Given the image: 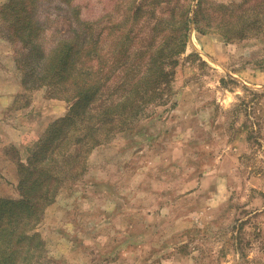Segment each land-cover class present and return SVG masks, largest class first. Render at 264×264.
I'll return each mask as SVG.
<instances>
[{"label": "rangeland", "instance_id": "obj_1", "mask_svg": "<svg viewBox=\"0 0 264 264\" xmlns=\"http://www.w3.org/2000/svg\"><path fill=\"white\" fill-rule=\"evenodd\" d=\"M36 4L42 53L60 52L58 45L69 41L77 53L94 59L76 54L61 65L60 75L29 89L25 83L34 79L27 73L39 59H27L29 66L20 69L24 42L11 38L14 21L0 14V94L21 88L0 125V202L19 198L20 163L38 149L47 129L78 108L77 100L66 98L75 92L67 91L85 78L89 82L86 72L100 73L95 78L107 77L105 89L122 92L135 84L134 75L146 72L150 53L141 58L140 53L173 44L170 12L161 21L167 6L158 0ZM102 26L106 34L114 29L104 51L98 42ZM99 53L109 56L101 71ZM164 68L173 78L163 87V99L147 104L137 117L117 116L110 131L99 113L120 92L78 111L83 113L70 123L55 160L64 181L35 187L37 196H48L34 198L43 208L33 222L22 221L23 230L29 224L25 230L36 237L12 246L36 250H24L13 264H24L25 255L27 264H264V36L227 41L192 28L186 51ZM54 104L67 111L60 115L52 106L54 113L43 112ZM137 104L120 105L116 113ZM96 126L102 129L93 134ZM13 139H22L20 147ZM72 154L76 163L70 172ZM256 210L262 213L252 215ZM7 220L4 215L0 223Z\"/></svg>", "mask_w": 264, "mask_h": 264}, {"label": "trees", "instance_id": "obj_2", "mask_svg": "<svg viewBox=\"0 0 264 264\" xmlns=\"http://www.w3.org/2000/svg\"><path fill=\"white\" fill-rule=\"evenodd\" d=\"M163 5L167 6L162 10L163 14L160 17L161 21L167 18L168 11L170 14L169 19L166 21L171 22V38L173 44L165 45L160 44L155 47L145 49L140 53L139 57H143L150 53L147 62L146 72L142 75H134L136 78L135 84L127 89L107 88V77L96 79L100 75L86 72V77L91 79L86 82L84 79L83 85H78L75 89H68L67 92L73 93V97H66L67 99L77 100V109L72 108L71 111L63 118L57 120L49 130L45 132L40 139L38 149L31 151V154L26 163H20V178L18 182L19 198L13 201L0 202V218L4 215L8 217L6 223H0V264H13L16 258H19L25 251L28 253L35 252V248L31 245L30 248L22 244L24 250L12 249L14 244L22 243L21 239L30 238L33 241L36 235L30 236L28 230H23L25 221L29 222L38 216L40 207L36 201L39 194L35 187H43L50 184L54 185L56 182L64 181L59 173L61 169L55 168V160L59 157V143L68 134V127L70 123L79 120L78 116L82 113L78 111H86L89 104L98 97H101L110 92H120L118 101H112L106 104L99 115L102 116V127H106L109 131L114 128L113 124L117 118L125 120L137 117L142 112V108L147 104L158 102L163 99V94L173 78V72L166 71L164 64L168 59L186 51L191 30L196 29L201 34L215 33L221 35L225 40L232 41L235 39H247L250 37L264 36V0H241L240 2L219 3L213 0H158ZM36 0L28 2L27 0H8L0 4V14L3 16L9 15L10 21H14L11 26L12 37L15 40L24 42L23 47L26 50L25 60L20 57L18 65L23 69V64L27 63V59H39L35 61L32 68L29 69L28 77L33 80L26 81L25 86L29 89L38 87V83H46L52 74L60 75L64 68L61 65L68 64L76 54L79 59L87 55L89 58L94 59L91 53H77L76 47L69 41L62 42L58 45L60 52H48L44 49L42 53L37 43L40 30V7L35 5ZM142 9L141 7L139 8ZM27 19V23L22 24V19ZM7 19V18H6ZM162 25L164 22L161 23ZM114 28L119 29L120 26L114 25ZM114 29L106 34V26H102L99 31V44L100 50H103V42L113 33ZM106 34V35H105ZM121 40H119L120 43ZM166 43V42H163ZM41 58V59H40ZM109 56L105 57V53L98 55V69L101 71L103 66L106 65L105 61ZM40 69V70H39ZM36 71V72H35ZM38 72V73H37ZM85 76L84 74H82ZM125 75V74H124ZM129 77L128 75H125ZM93 78V79H92ZM67 80V79H65ZM24 84V83H23ZM164 84V85H163ZM137 102V107L133 110H123L117 115L116 107L123 105L125 108L130 103ZM121 107V106H120ZM94 116L96 114H93ZM126 120V121H127ZM125 121V122H126ZM110 124L111 127H108ZM102 127H93L92 133L102 129ZM58 142L56 143V141ZM73 161L67 162V166L71 168L70 172L74 170L76 157L73 156ZM43 163L44 165H42ZM40 164V165H39ZM64 172H66L64 170ZM34 194L33 197H29ZM36 194V195H35ZM42 197L48 196L47 193H42L38 200ZM39 207V208H38ZM19 220V221H18ZM18 221V225L14 223ZM31 224V223H30ZM37 247V246H36ZM14 248V247H13ZM25 255V262L28 259Z\"/></svg>", "mask_w": 264, "mask_h": 264}, {"label": "crops", "instance_id": "obj_3", "mask_svg": "<svg viewBox=\"0 0 264 264\" xmlns=\"http://www.w3.org/2000/svg\"><path fill=\"white\" fill-rule=\"evenodd\" d=\"M20 89H21L20 86H18V87H16L14 89V91H12V93H9V94H5V93L3 94L2 93V94H0V125L1 124H5V122H4V112H5L6 109L12 107V105H13L15 99H16L15 98L16 97V94H18L20 92ZM52 106L53 107H58L56 111L60 115H63L67 111V108L66 107H63L62 105H56V104H54V105H49L48 108L44 109L43 112L46 113V114H48V115L54 113V112H52V109H53ZM33 107H34V105L32 104V106L30 107V109L33 108ZM36 108H38V107H36ZM38 119L40 120V116H38ZM39 120H38V122H39ZM37 123H36V125H34L35 128L38 126ZM43 124L44 123H41V125H43ZM47 124H46V127H47ZM38 130H39V128H38ZM38 137H39V134L36 133L35 138H38ZM11 142H14V144L16 146H19L20 147V144L22 142V139H13V140H11ZM260 213H262V210H256V211H254L252 213V215H257V214H260Z\"/></svg>", "mask_w": 264, "mask_h": 264}]
</instances>
